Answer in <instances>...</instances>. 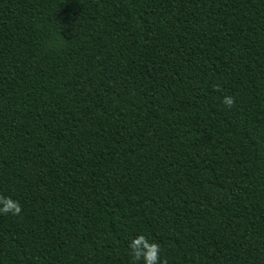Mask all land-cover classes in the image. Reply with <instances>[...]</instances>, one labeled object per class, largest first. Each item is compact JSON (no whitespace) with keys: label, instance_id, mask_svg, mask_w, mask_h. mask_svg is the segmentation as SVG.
Returning <instances> with one entry per match:
<instances>
[{"label":"trees","instance_id":"16d2710c","mask_svg":"<svg viewBox=\"0 0 264 264\" xmlns=\"http://www.w3.org/2000/svg\"><path fill=\"white\" fill-rule=\"evenodd\" d=\"M0 196V264H264V0H0Z\"/></svg>","mask_w":264,"mask_h":264},{"label":"clouds","instance_id":"9594fccd","mask_svg":"<svg viewBox=\"0 0 264 264\" xmlns=\"http://www.w3.org/2000/svg\"><path fill=\"white\" fill-rule=\"evenodd\" d=\"M222 103L231 107L234 103L231 96H224ZM0 214L19 216L21 214V205L18 200L10 196H0ZM131 255L134 261H143V264H164L161 259V248L156 242H149L141 235L137 236L130 245Z\"/></svg>","mask_w":264,"mask_h":264}]
</instances>
